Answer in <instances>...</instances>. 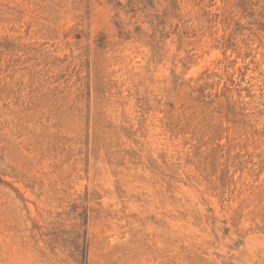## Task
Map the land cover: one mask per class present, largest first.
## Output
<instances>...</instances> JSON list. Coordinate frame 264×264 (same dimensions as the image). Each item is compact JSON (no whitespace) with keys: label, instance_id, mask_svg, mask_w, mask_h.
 Here are the masks:
<instances>
[{"label":"rangeland","instance_id":"374dc122","mask_svg":"<svg viewBox=\"0 0 264 264\" xmlns=\"http://www.w3.org/2000/svg\"><path fill=\"white\" fill-rule=\"evenodd\" d=\"M0 264H264V0H0Z\"/></svg>","mask_w":264,"mask_h":264}]
</instances>
